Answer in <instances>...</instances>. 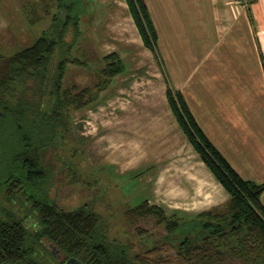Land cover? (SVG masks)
I'll return each mask as SVG.
<instances>
[{"label":"trees","instance_id":"trees-1","mask_svg":"<svg viewBox=\"0 0 264 264\" xmlns=\"http://www.w3.org/2000/svg\"><path fill=\"white\" fill-rule=\"evenodd\" d=\"M126 2L144 44L154 50L157 35L145 1ZM58 7L64 15L54 14L32 44L0 56V264H50L39 256L43 239L65 255L56 264H164L107 238L100 215L87 203L64 209L42 188L50 174L44 148L68 130L72 110L96 100L124 69L121 56L112 51L103 56L92 86H64L68 62L79 63L65 39L69 30L77 38L79 18L71 13L73 2ZM166 97L187 139L229 197L186 219L143 200L126 210L128 222L153 217L166 230L163 240L174 245L186 264H264V181L238 175L202 132L180 91L168 86ZM16 204L33 217L31 227ZM156 250L152 245L146 252Z\"/></svg>","mask_w":264,"mask_h":264},{"label":"crops","instance_id":"crops-1","mask_svg":"<svg viewBox=\"0 0 264 264\" xmlns=\"http://www.w3.org/2000/svg\"><path fill=\"white\" fill-rule=\"evenodd\" d=\"M148 2L152 3V10L148 12L157 35L154 50L144 44L126 0L108 4L110 10L105 19L116 20V25L123 21L126 33L135 37L137 45L163 64L167 77L156 66L157 69H152L159 92L154 91L150 96L147 90L143 97H120L121 112L110 116L111 119L107 118L109 111L99 112L103 109L100 106L107 102L100 95L73 111L70 117L78 113V118L88 125L89 118L95 116L101 123L98 143L103 148L96 149V154L89 146L85 151L89 153L92 167L104 165L118 185H128L125 199L146 200L161 206L167 215L192 217L223 205L229 195L187 139L170 107L166 89L170 86L180 91L202 132L238 175L263 182L264 0H248L246 5L239 0H186V6L175 0H164L163 5L159 0H146L147 9ZM162 10H166V16L160 13ZM243 24L246 30L241 33L242 37L239 32ZM105 31H94L95 37L104 38ZM244 37L249 43L247 48L243 47ZM29 42L27 46L32 44ZM112 51L119 54L114 49L107 53ZM121 58L124 69L111 82L128 71L126 58ZM170 65L176 66L177 73H183L174 77V81L169 74ZM107 88L104 99L117 98L106 94L110 87ZM115 143L119 144L117 149H113ZM127 160L131 161L130 165L125 164ZM178 167L181 175L182 172L188 175L186 181L178 180ZM167 169L175 173L170 177ZM160 176H165V181H158ZM157 183L166 186L163 198L159 196ZM191 186H205V197L201 200L206 196L207 199L199 205L188 206L164 201L166 197L191 201L187 199ZM260 200L264 206V191Z\"/></svg>","mask_w":264,"mask_h":264},{"label":"rangeland","instance_id":"rangeland-1","mask_svg":"<svg viewBox=\"0 0 264 264\" xmlns=\"http://www.w3.org/2000/svg\"><path fill=\"white\" fill-rule=\"evenodd\" d=\"M72 1L71 13L78 15L79 33L77 38H73L74 32L69 30L65 39L66 42L71 43V57H75L79 63L68 62L63 81L64 86L75 85L80 89L92 86L97 80V71L103 65V54L114 49L118 50L122 57L126 58L128 71L120 77H116L107 86L110 88L106 94H113L117 98L114 100H111L112 97L109 100L104 99L103 93L107 87L99 94L103 98L102 101L107 100L103 106H100L103 109L99 110V112L109 111L110 115H107V118L111 119L121 112V106L119 107L118 104L120 97L121 99L127 96L143 97L147 94V90L148 94L153 96L154 91H158L155 87L158 82L152 69L158 68L163 77H167L166 70L162 63L159 64L158 58L156 59L149 51L137 45L138 42L131 33H126V28L122 25L123 21L116 25V20L110 22V20L105 19L109 9L107 6L108 4L111 5L114 0H0V56L8 57L27 46L31 37L34 40L42 31L49 27L51 17L54 14L61 17L64 15L63 10L58 7L59 2ZM159 2L161 5L165 4L164 0H159ZM175 3L183 4L184 6L187 2L186 0H175ZM148 4V11L150 12L152 3L148 2ZM183 6L179 7L181 13ZM160 13L166 16V10H162ZM119 18H117L118 22ZM29 19L32 22H29ZM245 27L244 25L240 28L239 33L242 37L243 34L241 33L245 32ZM108 28L109 30H107ZM23 30H26V32L20 34ZM94 31H105L104 38H96ZM98 44L101 45L99 46ZM244 44L243 47L245 48L249 46L246 37H244ZM156 54L158 55V51H156ZM55 62L56 58L52 61V66ZM170 66L172 69L169 67V74L170 76L172 75L174 81V77L183 73H177L175 71L176 66ZM119 93L121 94L119 95ZM76 110H72L70 115ZM91 122L92 124H89ZM100 124L95 116L93 119L89 118L88 125L81 118H78V113H76L75 117H70L68 130L61 137H56L44 148V162L50 169V174L45 181V186L42 188H44L50 199L64 209H73L87 203L100 215V228L107 238L110 240L115 239L128 246L131 253L148 254L153 260L159 259L165 262L164 264H186L176 256L174 245L168 240H163L166 230L162 225L156 224L153 217L139 218L135 224L128 222L125 216L126 210L139 202L125 199L124 194H126L128 185H118L104 165L101 168H97V166L92 167L90 164L89 153L87 152V154L85 149L89 146L88 148L91 147L94 154H96V151H98L96 149L100 151L103 148L98 143V139L101 138V131L98 128ZM118 147L119 144L115 143L113 149ZM116 157L118 158L119 154ZM124 162L126 165L131 163L129 160ZM180 169L178 167L177 171L180 175L178 180L181 182L183 180L186 181L188 175L185 176V172H182L181 175ZM166 171L170 177L171 174L175 173H170L169 169ZM165 178V176H160L157 180L162 182L165 181ZM157 184L159 185V196L163 198L167 193V190H165L166 186H161V183ZM205 190V186H197V188L191 186L190 193L187 196V199L191 201L175 200L167 197L164 201L175 205L188 206L190 203L199 205L207 199L206 196L205 200H201V198L205 197ZM16 207L19 208L17 204ZM16 207L15 210L17 211ZM19 209L17 212L22 217L27 215L23 209ZM186 218L184 217V219ZM25 222L29 227L35 223L31 215L26 216ZM152 245H156L157 250L146 252V249ZM38 251L44 263L56 264L65 260V255L59 252L46 239L42 240V246L38 248ZM236 263V261L226 260L224 264Z\"/></svg>","mask_w":264,"mask_h":264},{"label":"water","instance_id":"water-1","mask_svg":"<svg viewBox=\"0 0 264 264\" xmlns=\"http://www.w3.org/2000/svg\"><path fill=\"white\" fill-rule=\"evenodd\" d=\"M72 264H81V263L77 260H72Z\"/></svg>","mask_w":264,"mask_h":264},{"label":"built area","instance_id":"built-area-1","mask_svg":"<svg viewBox=\"0 0 264 264\" xmlns=\"http://www.w3.org/2000/svg\"><path fill=\"white\" fill-rule=\"evenodd\" d=\"M239 1H241L244 5H246L248 2V0H239Z\"/></svg>","mask_w":264,"mask_h":264}]
</instances>
